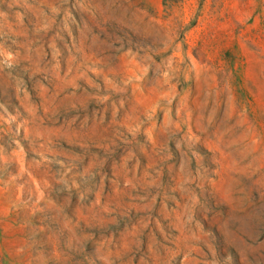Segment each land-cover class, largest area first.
Returning a JSON list of instances; mask_svg holds the SVG:
<instances>
[{
  "label": "rangeland",
  "instance_id": "obj_1",
  "mask_svg": "<svg viewBox=\"0 0 264 264\" xmlns=\"http://www.w3.org/2000/svg\"><path fill=\"white\" fill-rule=\"evenodd\" d=\"M0 264H264V0H0Z\"/></svg>",
  "mask_w": 264,
  "mask_h": 264
}]
</instances>
